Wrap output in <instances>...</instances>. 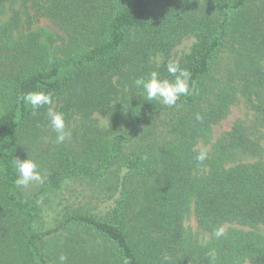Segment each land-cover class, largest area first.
I'll return each mask as SVG.
<instances>
[{"label":"trees","instance_id":"trees-1","mask_svg":"<svg viewBox=\"0 0 264 264\" xmlns=\"http://www.w3.org/2000/svg\"><path fill=\"white\" fill-rule=\"evenodd\" d=\"M216 1L208 7L197 0H0V11L11 13L0 27L1 48L18 28L21 9H33L68 40L62 48L50 39L51 48L32 42L33 51H19L25 66L0 111V264H59L62 254L66 264H216L182 252V214L191 197L199 226L211 233L223 223L264 226V0ZM188 36L195 42L178 64L191 73V94L178 108L147 101L133 81L153 70L171 80L167 58ZM156 55L166 60L151 65ZM1 62L14 69L7 52ZM117 77L140 91L126 106L115 103ZM33 91L52 92L65 120L111 115L113 130L97 143L94 163L63 159L41 186L43 196L69 178L99 181L109 198L117 194L104 216L72 214L35 229L42 196L25 197L13 164L21 138L47 119L48 106L33 114L22 101ZM236 100L248 104L252 118L235 122L222 148L241 163H197L196 139ZM83 236L99 255L86 259ZM246 252L251 264H264V245L248 243Z\"/></svg>","mask_w":264,"mask_h":264},{"label":"rangeland","instance_id":"rangeland-1","mask_svg":"<svg viewBox=\"0 0 264 264\" xmlns=\"http://www.w3.org/2000/svg\"><path fill=\"white\" fill-rule=\"evenodd\" d=\"M199 5L211 7L216 5V0H197ZM27 7V6H26ZM20 9V7H19ZM27 15V16H26ZM11 13L0 11V27L5 25L10 19ZM20 24L17 29L11 31L9 42L0 46V59H3V53L7 52L9 61L14 65V69L5 67L4 62L0 63V111H2L9 102L14 74H18L25 66V56L19 51H33L35 47L30 44L36 42L41 47L51 48L50 39L55 41L56 46L62 48V44H68V40L48 19L35 15L33 9H21ZM2 41V40H1ZM195 42L194 37L188 36L182 40L170 53L167 62L174 61L178 63L187 55ZM9 49V50H8ZM68 50H71L69 46ZM60 58H64L59 55ZM32 58V57H31ZM47 60V59H46ZM52 61V59H48ZM166 59L161 55L152 56L149 63L158 66ZM28 64L32 60L28 58ZM13 69V71H12ZM264 72V63L262 65ZM12 73L11 76L2 78L1 75ZM117 86V97L115 103L119 106H126L131 97H137L140 91L131 87L128 80L116 78L114 80ZM51 107L58 111L59 101L54 102ZM252 118V111L248 104L243 100L230 101L226 105L225 118L216 125L208 127L201 138L196 139L194 149L199 151L203 146L208 153L209 159H220L225 168H232L241 161L236 153H232L222 148L226 144L227 135L235 122L248 123ZM66 129L71 132V138L57 145L55 143V133L48 126V121L31 136L22 137L19 147L16 151V158L21 160L32 159L40 167L42 174L47 178L52 174L53 167L60 166L63 159L72 160L76 163H94L96 146L100 139L104 137L107 131L113 130L111 115L102 116L93 115L90 119H83L79 116H73L65 120ZM260 135L263 137L262 144L264 148V128H260ZM91 161V162H90ZM205 167L198 175L208 172ZM114 181L112 179L111 182ZM41 186L37 182H31L26 188H21L26 198H34L41 195ZM117 195V194H116ZM110 197V192L104 188L99 181H92L83 177H73L63 181L58 188H55L41 197V207L39 217L34 220L35 229H49L57 226L66 216L72 214H89L98 218L104 216L113 204L114 199ZM225 235L217 239L213 232L201 228L197 222L194 213L193 198H189L186 208L182 214V252L191 254L195 258L208 256L210 250H215L216 264H251L247 256L246 246L252 243L255 246L264 245V226H244L237 223H223ZM220 227V226H219ZM76 239H79L81 233H75ZM81 239L85 242L82 251L86 259L100 254L99 250L94 248L92 239L89 236H83ZM60 242H51L50 247L55 248V244ZM92 248L94 250L92 251Z\"/></svg>","mask_w":264,"mask_h":264},{"label":"clouds","instance_id":"clouds-1","mask_svg":"<svg viewBox=\"0 0 264 264\" xmlns=\"http://www.w3.org/2000/svg\"><path fill=\"white\" fill-rule=\"evenodd\" d=\"M167 73L172 79L162 78L158 71H150L147 76H141L133 81L135 88L142 91L143 97L147 101H156L157 103L172 108L179 107L177 103L181 96L191 94L190 80L191 73L186 68H181L178 63L169 61L166 65ZM22 101L30 106L33 114L40 108L48 106L44 115L47 118L48 126L56 134L55 143L57 145L65 142L66 139L71 138V132L66 129L65 118L62 112H59L51 107L53 104V93L43 91L29 92L21 97ZM200 119L199 116L196 117ZM207 150L201 146L200 150L194 156L197 163L202 164L207 159ZM16 179L14 183L17 187L26 188L31 182L43 184L47 176L42 174L39 165L32 159L21 160L15 158L13 161ZM213 235L219 239L225 235L223 226H220L213 231ZM209 257L215 260V250H210ZM59 264H66L67 256L60 255L58 257ZM165 261L169 260L168 256L164 257ZM124 264H128L125 260Z\"/></svg>","mask_w":264,"mask_h":264}]
</instances>
